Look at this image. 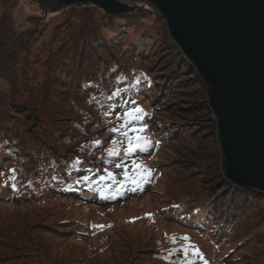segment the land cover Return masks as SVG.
I'll use <instances>...</instances> for the list:
<instances>
[{"label": "rangeland", "instance_id": "374dc122", "mask_svg": "<svg viewBox=\"0 0 264 264\" xmlns=\"http://www.w3.org/2000/svg\"><path fill=\"white\" fill-rule=\"evenodd\" d=\"M12 1L0 0V25ZM15 1L12 17L16 32L5 48L7 56H12L13 61L0 65V70H14V72L17 70L19 73H14L15 77L8 80L0 75V95L13 94L11 90L19 85L20 88L22 85L23 89L19 98L25 101L34 100L39 104L43 98V85L46 79L47 90L51 83L54 84L52 70L56 68L57 72L60 62L63 65L64 63L69 65L67 60L69 55L64 60L63 48L70 47L69 52H72L75 42L88 28L89 22L102 19L108 14L92 5L77 6V9L66 6L51 11L50 8L35 0ZM139 5L142 6L141 8L144 6ZM165 31L167 34L166 28ZM0 34L4 33L0 32ZM167 38L176 48L168 34ZM118 42L117 48L122 52L116 56V61L122 68L119 70L117 80L128 81L132 76L133 67L144 66L145 62L149 66H155L156 62H159L157 57L146 54L145 50L137 49L141 51L140 54L132 52L130 47L134 48V46L130 44L128 35ZM180 55L182 56L181 53ZM183 60L185 61L184 58ZM190 68L193 70L192 67ZM174 69H171L169 74ZM192 76L197 75L195 73ZM169 82L170 78H163L158 85L169 84ZM193 84L194 82H191L187 88L195 87L196 85ZM112 86L117 88L118 81ZM184 86L182 85L180 89ZM198 86L199 90L196 93L182 95L184 99L194 100L193 110L189 109L191 105L186 106V109H180L182 103L179 101L180 95L162 92L160 87L158 91L152 90L154 93L151 91L149 95H139L133 89L129 90L130 100H135L149 115L147 119L144 118L141 121V124L148 125V122L152 124L144 133L150 138L152 146L147 151L135 153L137 155L134 156L138 158L137 162H143L152 169L151 179L143 193L106 205L100 202L94 204L81 195L79 199L64 196L50 197L44 190L31 198L0 200V254L11 256L8 263L181 264L183 261V264H189L191 261V264H205L206 261L207 264H259L264 259L263 195L254 192L261 198L252 203L259 202V204L252 205L251 208L247 207L244 215L237 217L235 230L229 231L227 236L222 238H217V234L207 229L192 225L189 223L192 218L187 219L185 223L169 216V208L172 207L169 206V202L172 201L170 199L174 198L173 201H175L187 197L194 186L198 185L199 181L202 182L200 179L202 175L206 178V169L210 171L207 177L216 178L221 175L224 180L219 165L220 154L216 143L215 122L207 102L205 86L200 78ZM81 90L79 84L68 83L65 87H55V99L51 101L54 106L52 109L55 111V116L61 119L57 121L47 119V124L43 125L42 130L46 127L48 135L55 128L51 123L59 124L63 121V125L67 126L71 123L76 132H83L79 129L84 124V128L96 132L97 137L104 136L107 139L103 149L105 153L109 147H119L122 152L127 147V142L119 133L112 132L110 129L122 122L117 120L116 113L123 116L125 107L122 110L116 107L111 116H106L108 107L99 106L97 103L99 99L92 94H87L88 99H82L85 94ZM76 105L78 111L73 112L72 108ZM47 108L50 106L47 105ZM197 116L203 118L204 125L201 129L195 125ZM95 119L99 121L95 123ZM159 121H164L165 127L171 134L162 137L157 133L156 122ZM129 135H132V132H129ZM114 139L117 142L115 145L112 143ZM202 145L204 146L203 155L199 156ZM211 151H215L213 158L209 157ZM5 166L14 168L16 164L6 162ZM201 167H205L204 172ZM216 169L220 173L217 174L216 171L213 175L212 172ZM196 175L198 182L195 180ZM211 178H206L208 180L204 181L205 186ZM214 190L210 195L211 202H216L224 193V190ZM224 197L223 216L225 217L233 212V202L230 195H224ZM208 203L205 204L206 207L209 206ZM260 203L262 209L259 208ZM149 213L151 215H148ZM53 221L57 222L55 226L58 228L52 232L47 230V223ZM93 225L105 227L99 228ZM246 228L252 231L249 233L250 237L245 235ZM240 234L244 239L248 238L246 244H235L236 249L231 251L229 243L224 240ZM184 235L189 236L190 240L182 239ZM188 244L198 247L203 254V259L191 251L185 258L182 249ZM230 251L231 253L226 254Z\"/></svg>", "mask_w": 264, "mask_h": 264}, {"label": "trees", "instance_id": "16d2710c", "mask_svg": "<svg viewBox=\"0 0 264 264\" xmlns=\"http://www.w3.org/2000/svg\"><path fill=\"white\" fill-rule=\"evenodd\" d=\"M13 1L8 7V12H10H7L0 25V32L4 33L0 34V65L7 64V61H13V57L7 56V50L5 49L6 44L12 41L16 32L15 21L12 17V8L15 6L16 1ZM141 7L139 6L132 13L120 16L105 15L102 19L90 21L88 28L82 32L80 38L75 42L72 52H69L70 47L63 48L64 60L69 55L67 58L69 65L67 63L63 65L60 62L61 66L58 64V73L55 71L56 68L52 70L54 71V84L51 83L47 90L46 79L45 85H43L41 103L38 104L34 100H27L29 101L27 102L19 98L23 89L22 85L21 89L19 88L20 85L13 88L11 90L13 94L0 95V200L31 198L44 190L50 197L64 196L79 199V195H81L94 204L100 202L106 205L122 201L146 190L149 181L142 183L139 188L133 191L135 185L129 179L134 175L131 161L138 159L134 157L137 154L133 153L129 157L124 156L122 151L121 156L109 158L108 154L103 151L107 139L104 136L97 137V133L84 128V124L79 129L83 132H76L71 123L67 126H65L66 124L63 125V121H60L59 124L51 123L55 128L48 135L46 127L45 130H42L43 125L47 124V119L52 121L61 119L55 116V111L52 109L54 107L53 102L51 101L55 99V87H65L68 83L70 85L79 84L81 91L85 94L82 99L87 98V94H92L99 99L97 103L101 107L103 105L109 107L110 104L115 103L118 105L117 108L122 110L127 106H119L121 99L129 101L131 99L129 90L133 89L139 95H149L152 90L158 91V87H160L162 92L172 93L175 96L180 95L179 101H182L180 109H186V106L191 105L189 109L193 110L192 102L194 100L184 99L182 95L187 96L196 93L199 90V78L192 76L195 75L194 71L190 67L187 68L188 64L183 60L178 49L170 44L162 18L149 7ZM71 8L77 9L78 7L74 5ZM147 31L149 33H146ZM126 35H128L130 44L134 46V48L130 47L132 52L140 54L141 51L137 49L145 50L147 51L146 54L157 57L159 62H156L155 66H149L145 62L146 65L144 66L133 67L131 78L124 82V79L117 80V75L122 66L116 61V56H119L122 52L117 48L118 41L125 39ZM171 69H174V71L169 74ZM14 73L18 74L19 71L0 70L1 77L6 80L14 78ZM163 78H170L169 84L158 85ZM137 80H139V83H137ZM116 81H118L117 88L121 89V96L108 100V96L117 89L112 86L115 85ZM191 82H194L193 85L196 86L187 88ZM182 85L185 86L180 89ZM60 91L62 92V90ZM153 91L152 93H154ZM47 105L50 108H47ZM91 106L93 107V103ZM194 106L199 107V105ZM72 109L73 112L78 111L77 105ZM147 116L149 117V115H145L146 119ZM195 119L197 122L195 125L200 129L203 128V118L197 116ZM98 121L94 120L95 123ZM94 122L91 123L95 124ZM156 123L158 125L157 133L162 137L171 134V132H168L169 129L165 127L164 121ZM138 125H141V121H136L131 126ZM148 126L151 127L152 124L148 122ZM132 135H137V133L132 132ZM95 140L102 143L96 145L93 143ZM201 147L199 156L203 155L204 146ZM121 157L127 165L126 168L116 167V164L121 162ZM209 157H215V151H211ZM77 158H79V164H74ZM6 162H14L16 166L7 168L5 166ZM11 169H16L15 180L10 179L13 176ZM204 169L205 167H201L202 171ZM206 170V178H211L210 176L207 177L210 171ZM125 171L129 173L128 177L124 175ZM216 171L217 174L220 173L216 169L213 170L212 174L215 175ZM108 172H112L113 175L108 176ZM212 174L211 176H213ZM85 175L90 176L91 181L96 183L91 181L76 183V180ZM100 177H106V179L100 180ZM206 178L202 175V178H200L202 182L199 181V184L194 186L187 197L175 201H173L174 198L170 199L172 201L169 202V206L172 207L169 208V216L185 223L187 219L192 218L189 223L207 229L215 235L217 234V238H222L227 236L226 234L229 231L235 230L238 222L237 217L244 215L247 207L251 208L252 205L259 204V202L255 204L252 202L258 201L261 197L254 194V192H247L231 186L222 179L221 175L216 178L212 177L205 186L204 181L208 180ZM195 180L198 182L197 175ZM121 182H125L122 192L119 191ZM13 183L16 184L15 188L12 187ZM214 189L224 190V193L218 199L219 202L216 201L218 203L211 202L210 195L212 191H215ZM224 195H230L233 202V212L228 213L225 217L223 216ZM206 203L209 206L206 207ZM262 204L259 206L260 209H262ZM175 205L179 207H174ZM55 223L57 224L56 221L47 223V230L53 232L54 229L58 228ZM245 231V235L250 237L251 229L246 228ZM247 240L248 238L244 239L240 234L228 237L224 241L229 243L231 251H233L236 249L235 244L243 245L246 244ZM231 251L226 254L231 253ZM10 258L11 256L7 254H0V264H9ZM259 264H264V259Z\"/></svg>", "mask_w": 264, "mask_h": 264}, {"label": "water", "instance_id": "95a60500", "mask_svg": "<svg viewBox=\"0 0 264 264\" xmlns=\"http://www.w3.org/2000/svg\"><path fill=\"white\" fill-rule=\"evenodd\" d=\"M51 11L92 5L110 16L142 4L203 82L222 176L264 196V0H35Z\"/></svg>", "mask_w": 264, "mask_h": 264}, {"label": "snow or ice", "instance_id": "6c2138e0", "mask_svg": "<svg viewBox=\"0 0 264 264\" xmlns=\"http://www.w3.org/2000/svg\"><path fill=\"white\" fill-rule=\"evenodd\" d=\"M137 83H139V80H137ZM121 96V89L117 88L114 92L111 93V95L108 96V100H113L115 97H120ZM115 103L110 104L108 107V111L105 113L106 116H111L112 111L115 107H117ZM119 106H127L125 107L123 116L120 115V113H116V118L117 120L122 121L121 123L117 124L114 126L112 129H110L112 132L119 133L124 140L127 142V148L123 150V155L124 156H132L133 153H136L138 151L143 152L147 151L148 148L152 146V142L150 138L147 135H144V133L148 130V125L146 123L138 125V126H131L134 125V122L136 121H142L145 118V110L139 106L135 100H123L121 99V104ZM131 126V127H130ZM129 131L133 133H137V135H129ZM94 144L99 145L102 143L99 140L93 141ZM112 143L115 145L117 142L114 139ZM108 157L109 158H114L117 156H121V150L119 147H109L106 149ZM74 164H79V158L74 162ZM132 168L134 175L129 177L131 183L135 185V187L132 189L133 191L136 190V188H139L142 183L148 182L151 179L152 176V169L148 168L146 164L143 162H137V160L133 159L131 161ZM116 167L118 168H126L127 165L123 162V157H121V162L116 164ZM13 173V176L10 177V179L15 180V172L16 169H11L10 170ZM112 172H108V176H112ZM124 175L126 177L129 176V173L125 171ZM106 177H100V180H104ZM91 177L88 175H85L81 177V179L76 180V183H81V182H90ZM92 183H96L95 181H91ZM125 182H121V187L119 189L120 192L123 191V185ZM12 187L15 188L16 184L13 183ZM174 207H179L178 205H175ZM148 215H151L149 213ZM93 227H99L103 228L105 227L104 225H93ZM182 239L189 241L190 237L187 235H184L181 237ZM184 252L185 258L188 257L189 251H191L194 255L199 256L201 259H203V254L200 251V249L194 245L188 244L184 246L182 249ZM176 251V250H173ZM171 255V252H170ZM183 264V261L181 262ZM189 264H191V261H189ZM205 264L207 262L205 261Z\"/></svg>", "mask_w": 264, "mask_h": 264}]
</instances>
